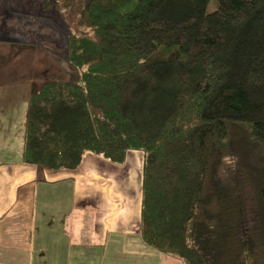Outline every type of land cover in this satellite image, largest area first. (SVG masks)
<instances>
[{"label":"trees","instance_id":"16d2710c","mask_svg":"<svg viewBox=\"0 0 264 264\" xmlns=\"http://www.w3.org/2000/svg\"><path fill=\"white\" fill-rule=\"evenodd\" d=\"M45 2L79 75L32 83L23 163L76 171L139 151L147 246L264 264V0Z\"/></svg>","mask_w":264,"mask_h":264},{"label":"crops","instance_id":"0c3cea01","mask_svg":"<svg viewBox=\"0 0 264 264\" xmlns=\"http://www.w3.org/2000/svg\"><path fill=\"white\" fill-rule=\"evenodd\" d=\"M11 1L1 5L6 6V11L0 13V30L20 22L16 17L17 4ZM41 4L36 8L43 7ZM8 84H0V89L20 86ZM31 85L23 89L27 104ZM22 130L23 141L17 146L0 145V264H168V258L142 241L139 225L130 231L113 220L127 207L126 203L124 209L120 205L125 200L106 202L89 178L88 186L81 191L76 172L49 171L24 164V123ZM0 136L8 133L0 130ZM3 142L0 139V144ZM94 157L88 156L85 163L98 161L109 167L110 174L113 172L111 163ZM135 189L139 198L131 205L134 207L130 215L140 223L141 182ZM112 210L116 211L115 216Z\"/></svg>","mask_w":264,"mask_h":264},{"label":"rangeland","instance_id":"374dc122","mask_svg":"<svg viewBox=\"0 0 264 264\" xmlns=\"http://www.w3.org/2000/svg\"><path fill=\"white\" fill-rule=\"evenodd\" d=\"M8 1L0 0V13L6 11V6L1 5H8ZM11 3L17 4L18 13L24 15L20 17L17 14L16 16L18 21L21 22L23 19V22L13 23L12 27L0 30V84L15 83L20 86L14 87L13 90L8 87L0 89V130L8 133V136H0V139L4 141L0 145L6 143L17 146L21 140L23 141V136H21L23 130L20 131V128L25 120L27 105L24 102L23 89L27 88L30 83L75 81L79 72L66 62L65 35L68 28L61 16V10L58 7L36 8L41 4V0H16V3L12 0ZM45 4L46 2H43L41 5L45 6ZM210 6L209 11L212 10ZM36 11L41 14L38 15ZM87 157L84 163L87 162ZM112 166L111 174L109 167L98 164V161L91 164L85 163L84 168L81 165L76 171L68 172H76L81 191L88 186L86 179L89 178V182L92 181L94 183L92 186L98 190L97 193L102 192L100 197L105 198L106 202L114 204V201L118 199L125 200L121 201L120 205L122 209L126 204H128L127 207L121 210L113 220L126 225L125 227L130 231L138 229L139 221L137 220L136 223L134 217L131 218L130 211L134 207L131 205L139 198L135 185L141 182L142 153L129 151L128 159L122 167L114 164ZM109 174L110 180L108 179ZM135 176L137 179L134 178ZM72 177L76 178L74 175ZM112 215H116L115 210H112ZM168 264L182 263L177 259L168 258Z\"/></svg>","mask_w":264,"mask_h":264}]
</instances>
